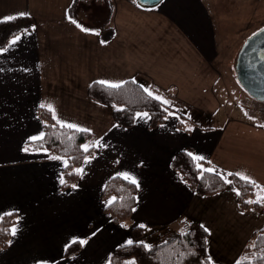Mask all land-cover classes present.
I'll list each match as a JSON object with an SVG mask.
<instances>
[{
    "label": "crops",
    "instance_id": "obj_1",
    "mask_svg": "<svg viewBox=\"0 0 264 264\" xmlns=\"http://www.w3.org/2000/svg\"><path fill=\"white\" fill-rule=\"evenodd\" d=\"M23 15L33 29L0 54V218L16 215V234L0 249V264H106L117 247L133 241V227L144 225L158 245L183 232L187 221L208 229L214 264L211 236L224 232L235 215L248 212L256 219L260 213L242 211L231 183L216 194L196 195L170 161L184 150L202 157L197 160L207 169L239 173L264 189V126L250 116L226 115L208 4L162 0L148 8L136 0H0V22ZM129 79L207 125L185 116L177 126V117L170 116L149 129V116L140 114L132 127L117 126L113 107L89 98L88 87ZM41 105L48 111L50 106L61 124L90 133L87 145L95 146L71 188H61L64 159L25 151V143L43 136ZM125 174L135 179L138 192L131 217L116 225L103 209L111 198L102 200L101 191L111 177ZM258 229L244 236L237 255ZM74 241L86 243L63 258ZM217 249L221 262L227 260L224 245Z\"/></svg>",
    "mask_w": 264,
    "mask_h": 264
},
{
    "label": "trees",
    "instance_id": "obj_2",
    "mask_svg": "<svg viewBox=\"0 0 264 264\" xmlns=\"http://www.w3.org/2000/svg\"><path fill=\"white\" fill-rule=\"evenodd\" d=\"M33 21L27 16L0 22V49L4 48L13 37L33 29ZM120 88H109L107 85L93 82L88 87V96L93 101L113 107V119L117 126L132 127L140 114L149 116V129H155L170 117L169 106L160 100L153 99L145 92V87L134 79L121 83ZM37 114L43 122L42 139L25 143L29 150H45L64 159L63 181L61 188L68 189L77 184L79 173L76 169L84 160L91 158L95 152L94 145H88V151L83 146L91 138L90 133L75 128L64 127L56 121L50 112L42 107ZM176 114V113H175ZM177 126L184 122L177 118ZM170 167L177 173L189 188L198 196H208L224 191L227 183L221 179L224 173L204 171L206 163L193 159L187 151L177 152L170 161ZM230 183L240 193L238 204L242 210L252 208L260 211L262 203H246L252 196L257 200L260 192L257 185L245 183L237 175L227 176ZM137 185L119 176L111 177L101 191V199L111 200L104 206V212L109 214L112 223L122 225L128 220L135 206ZM15 213L5 214L0 218V249L7 247L11 228L15 223ZM184 230L174 238L152 248H145L142 238L145 236L143 227L132 228L133 241L117 247L110 255L106 264H212L207 253L208 232L197 222L187 221ZM81 241L69 244L63 258L77 254ZM189 253H195L189 255ZM184 254V258H181ZM233 264H264V225L254 232L246 242L242 253Z\"/></svg>",
    "mask_w": 264,
    "mask_h": 264
},
{
    "label": "rangeland",
    "instance_id": "obj_3",
    "mask_svg": "<svg viewBox=\"0 0 264 264\" xmlns=\"http://www.w3.org/2000/svg\"><path fill=\"white\" fill-rule=\"evenodd\" d=\"M204 1L209 6L215 27L217 61H214V64L221 70L223 84L226 89L225 96L228 102H226V108L224 107L226 115L229 116V118H246L250 116L262 120L261 124L264 126V103L253 100L239 87L234 76L233 68L236 54L242 43L249 35L264 26V0ZM173 105L177 106L174 103ZM169 109L171 110L169 111L171 116L177 117L183 122H185V116H190V118L193 121H197L200 126L207 125L202 118H197L195 114L183 108L179 109L172 106L169 107ZM262 189L257 194L256 198H258V196H264V191H262ZM249 199L253 200L254 196ZM251 210L255 211V213L259 212L260 215L254 219L255 214L242 212L241 216L235 215V220L233 219V222L229 223L227 226L228 228L225 224L223 225L226 232L218 231V235L215 232V234L211 236V256L214 264H233L242 253L241 251L240 254L237 255V250L243 245L244 236L247 235L248 232L250 233L254 226L255 228L259 227L257 231L262 228L264 225V207L260 211H256L252 208H248L246 211L251 212ZM254 220L256 224H254ZM149 233L153 234V232ZM146 235H148V231H145V236L142 238L144 244L148 245V248L157 246V244H154L156 239L149 238V236ZM221 240H223V243ZM220 245H224L225 251L229 252V254H225L227 260H222V262L220 259L222 255L217 249Z\"/></svg>",
    "mask_w": 264,
    "mask_h": 264
},
{
    "label": "water",
    "instance_id": "obj_4",
    "mask_svg": "<svg viewBox=\"0 0 264 264\" xmlns=\"http://www.w3.org/2000/svg\"><path fill=\"white\" fill-rule=\"evenodd\" d=\"M143 7H155L162 0H136ZM264 27L249 35L234 60L239 87L253 100L264 103Z\"/></svg>",
    "mask_w": 264,
    "mask_h": 264
},
{
    "label": "snow or ice",
    "instance_id": "obj_5",
    "mask_svg": "<svg viewBox=\"0 0 264 264\" xmlns=\"http://www.w3.org/2000/svg\"><path fill=\"white\" fill-rule=\"evenodd\" d=\"M9 19H14V18H13V17H9ZM71 22H72L73 24H76V26H77L78 28H80L81 31H88V30L85 29L83 26L79 25L75 20H71ZM262 31H264V30H262ZM96 34L98 35V33H96ZM20 39H21L20 36H16L14 39H12V40L10 41V43H9V45H8L7 48L0 49V54L9 51V49H10L13 45L17 44V42H18ZM100 83L103 84V83H105V82L101 81ZM107 87H109V88H120V87H122V85H120V84H108ZM145 92L147 93L148 96L153 97L152 92L149 91L148 89H145ZM153 99L161 100V102H162V103H165V104L168 103L167 101L162 100V98H160V97H153ZM41 107H44V105H41ZM49 111H53V109H52L50 106H49ZM144 115H147V114L145 113ZM53 118L55 119V115L53 116ZM62 126H64V127H68V128H74V127H75L74 125H71V124L62 125ZM77 130L79 131L80 129H77ZM189 130H191V129H189ZM33 139H42V137H39V138H33ZM100 146H102V145H100ZM88 148H89L88 145H84V146H83V150H84V151H88ZM25 151H27V148H25ZM53 159H57V157H53ZM193 159H203V158H202V157H193ZM86 162H87V161H86ZM66 164H67V162L65 161V165H66ZM204 171L214 172L215 170H214V169H205ZM78 172H82V169H81V170H78ZM231 175H234V174H233V173H227L226 175H222V176H221V179H223L225 183H230V181L227 179V176H231ZM235 175H239V176H240V179H241V180H244L245 183L255 185V181H252V180H250L249 178H247V177H245V176H243V175H240L239 173H237V174H235ZM124 178L127 179V180H129V181H130L131 183H133V184L136 183L135 179L129 177L127 174L124 175ZM61 183H64V181L61 180ZM262 191H264V189H262ZM237 195H240V193L237 192ZM262 202H264V196H258L257 200H255V201H251V200L246 201V203H249V204H251V203H262ZM133 210H134V209H133ZM140 227H145V226H144V225H140ZM204 230H205L206 232L208 231V229H206V228H205ZM11 234H12L13 236L16 234V228L11 229ZM80 243L83 244V243H86V241H81ZM128 243L131 244L132 241H129ZM144 247H145V248H148V245H144ZM194 254H195V253H189V255H194ZM181 258H182V259L184 258V254H181ZM132 264H134V262H132Z\"/></svg>",
    "mask_w": 264,
    "mask_h": 264
},
{
    "label": "flooded vegetation",
    "instance_id": "obj_6",
    "mask_svg": "<svg viewBox=\"0 0 264 264\" xmlns=\"http://www.w3.org/2000/svg\"><path fill=\"white\" fill-rule=\"evenodd\" d=\"M264 27V26H263ZM262 28V27H261ZM264 57V56H263Z\"/></svg>",
    "mask_w": 264,
    "mask_h": 264
}]
</instances>
